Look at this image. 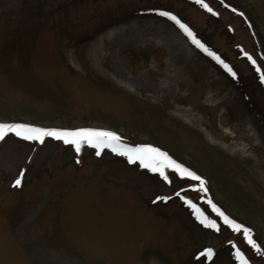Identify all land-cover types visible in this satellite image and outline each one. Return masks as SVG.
I'll use <instances>...</instances> for the list:
<instances>
[{"label":"rangeland","instance_id":"1","mask_svg":"<svg viewBox=\"0 0 264 264\" xmlns=\"http://www.w3.org/2000/svg\"><path fill=\"white\" fill-rule=\"evenodd\" d=\"M204 3L0 0V124L119 137L0 141V264H264V0Z\"/></svg>","mask_w":264,"mask_h":264},{"label":"snow or ice","instance_id":"2","mask_svg":"<svg viewBox=\"0 0 264 264\" xmlns=\"http://www.w3.org/2000/svg\"><path fill=\"white\" fill-rule=\"evenodd\" d=\"M196 3L201 4L202 7H204L207 11L212 12V9L208 6V4L204 3V0H196ZM161 16L168 17L172 21H174L181 29L185 31V33L192 39V42L197 45V47L203 48L204 46L200 43L199 40L195 38V36L192 34V32L180 22L179 19H177L176 16L168 13V12H160ZM215 14V13H214ZM205 51H208L207 49H204ZM213 56L214 59H216L220 64L223 65V67L233 76H235V73L232 71V69L225 64L218 56H215L213 53H209ZM251 60V57H249ZM252 63L255 64V60H252ZM259 70V69H258ZM262 80H264V76L261 77ZM14 133L15 136L28 141H38L39 143H44L45 137H52L57 140H63L65 144H72L76 146L77 152H79V142L81 140L87 142L93 147L101 148L103 146H107L110 142L118 141L119 137L116 136V134L112 132H105V131H99V130H93V129H78L75 131H62V130H56V129H41V128H35L30 125L26 124H0V141L5 139V136L9 133ZM113 151H115V148H113ZM157 153L156 149L150 148V147H138L135 149H129L127 152L120 153L121 155L127 156L130 163L135 162L136 160L140 161L141 166L145 168H149L150 170L157 172H160L161 176H164V173L162 170H160L150 158H146V154H152ZM97 155H100V152L97 151ZM159 155H163L162 153H159ZM176 170L180 172L182 175L186 170L181 169L179 165H176ZM22 175V174H21ZM189 176H193L192 173H188ZM165 179H167L166 176H164ZM194 179H199L198 177L193 176ZM21 184V180L17 179L14 186H19ZM179 195V193H177ZM159 199L167 200L169 198L167 197H160ZM223 215V214H221ZM225 221L229 224H232L233 222L228 221V218L225 217ZM203 222V221H202ZM211 227H215L214 224L208 225ZM234 229L236 231H240L241 226L240 225H234ZM250 229H244V235L245 239L247 240L248 244L255 249V251L259 254L261 252V247L256 243L255 240L251 238L249 235ZM211 249L207 250L208 254H211ZM236 258L240 261V264H248V260L244 258V256L237 251L236 252Z\"/></svg>","mask_w":264,"mask_h":264},{"label":"bare ground","instance_id":"3","mask_svg":"<svg viewBox=\"0 0 264 264\" xmlns=\"http://www.w3.org/2000/svg\"><path fill=\"white\" fill-rule=\"evenodd\" d=\"M116 33V29L112 30L111 32L109 33H106L102 36H100V39L99 41H102L103 39H105L106 37L108 36H113L114 34ZM166 71H167V74L165 75V78L166 79H169V80H172V81H177L178 79L180 80H183L184 79V74L180 71H173L171 69V67H167L166 68ZM170 73V74H168ZM211 97H207L208 100H210ZM245 153V150L244 149H237L235 150V154L236 155H243ZM246 158H249V157H246ZM10 160L13 161V158L10 156ZM263 174V180H264V172L262 173Z\"/></svg>","mask_w":264,"mask_h":264},{"label":"trees","instance_id":"4","mask_svg":"<svg viewBox=\"0 0 264 264\" xmlns=\"http://www.w3.org/2000/svg\"><path fill=\"white\" fill-rule=\"evenodd\" d=\"M222 3H223V5L225 4V2H222ZM251 27L254 30V27L253 26H251ZM255 43L257 44L256 45L257 46L256 47L257 53L260 56V58L264 61V41L259 39V41L256 40Z\"/></svg>","mask_w":264,"mask_h":264}]
</instances>
